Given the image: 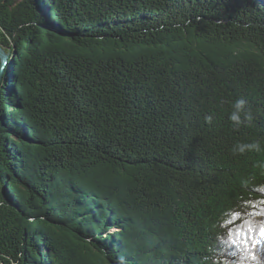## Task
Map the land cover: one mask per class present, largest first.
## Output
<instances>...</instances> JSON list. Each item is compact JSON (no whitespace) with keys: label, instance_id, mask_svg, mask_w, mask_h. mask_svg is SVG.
<instances>
[{"label":"trees","instance_id":"1","mask_svg":"<svg viewBox=\"0 0 264 264\" xmlns=\"http://www.w3.org/2000/svg\"><path fill=\"white\" fill-rule=\"evenodd\" d=\"M0 47V264H264V0H0Z\"/></svg>","mask_w":264,"mask_h":264},{"label":"snow or ice","instance_id":"2","mask_svg":"<svg viewBox=\"0 0 264 264\" xmlns=\"http://www.w3.org/2000/svg\"><path fill=\"white\" fill-rule=\"evenodd\" d=\"M255 226L251 222H244V226L235 229V231L230 230L228 233V244L231 247H235L239 242L241 234L245 232L248 235V239L251 240L253 247L261 243L260 239H255L252 236V232L254 231ZM258 235L260 238H264V226L259 227Z\"/></svg>","mask_w":264,"mask_h":264},{"label":"water","instance_id":"3","mask_svg":"<svg viewBox=\"0 0 264 264\" xmlns=\"http://www.w3.org/2000/svg\"><path fill=\"white\" fill-rule=\"evenodd\" d=\"M0 59L2 61V64L0 65V83H1L2 77L4 75V66L8 61V54H6L1 47H0Z\"/></svg>","mask_w":264,"mask_h":264},{"label":"clouds","instance_id":"4","mask_svg":"<svg viewBox=\"0 0 264 264\" xmlns=\"http://www.w3.org/2000/svg\"><path fill=\"white\" fill-rule=\"evenodd\" d=\"M242 103H243L242 101H238L236 104V107L239 108L242 105ZM231 119L235 121V120H238V117L237 115H233Z\"/></svg>","mask_w":264,"mask_h":264}]
</instances>
